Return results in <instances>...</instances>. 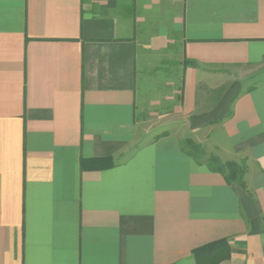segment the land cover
Instances as JSON below:
<instances>
[{
    "label": "crops",
    "instance_id": "0c3cea01",
    "mask_svg": "<svg viewBox=\"0 0 264 264\" xmlns=\"http://www.w3.org/2000/svg\"><path fill=\"white\" fill-rule=\"evenodd\" d=\"M133 31L195 63L148 140ZM222 240L220 264H264V0H0V264H196Z\"/></svg>",
    "mask_w": 264,
    "mask_h": 264
},
{
    "label": "rangeland",
    "instance_id": "374dc122",
    "mask_svg": "<svg viewBox=\"0 0 264 264\" xmlns=\"http://www.w3.org/2000/svg\"><path fill=\"white\" fill-rule=\"evenodd\" d=\"M149 33H131L139 43L136 59L135 119L140 134L146 136L145 140L153 139L162 118L180 105L177 78L181 73L178 64L182 60L179 33L170 36L171 43L161 51H151L140 46V42L144 43L146 34Z\"/></svg>",
    "mask_w": 264,
    "mask_h": 264
},
{
    "label": "trees",
    "instance_id": "16d2710c",
    "mask_svg": "<svg viewBox=\"0 0 264 264\" xmlns=\"http://www.w3.org/2000/svg\"><path fill=\"white\" fill-rule=\"evenodd\" d=\"M181 67V73L177 78V89L179 90L178 101L182 102L183 93V72L188 67L195 66V63L187 59L181 60L178 64ZM181 149L188 156L198 163H205L209 171L222 176L225 183L228 185L237 184L245 188L244 177L247 172L245 161L222 162L215 156H207L204 150L190 139H186L181 143ZM82 170H101L109 168L113 164L109 163L108 159H92L82 161L80 163ZM229 246L226 241H217L198 248L192 252V257L196 264H220L229 259Z\"/></svg>",
    "mask_w": 264,
    "mask_h": 264
}]
</instances>
